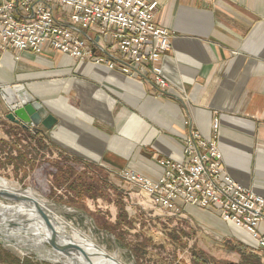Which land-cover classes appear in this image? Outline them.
I'll return each mask as SVG.
<instances>
[{
  "label": "crops",
  "instance_id": "0c3cea01",
  "mask_svg": "<svg viewBox=\"0 0 264 264\" xmlns=\"http://www.w3.org/2000/svg\"><path fill=\"white\" fill-rule=\"evenodd\" d=\"M148 1L159 3L155 25L172 33L161 62L169 88L158 90L149 73L130 78L53 51L0 48V91L24 86L58 121L51 131L15 125L6 119L0 93V144H10L12 157L17 148H31L45 161L76 157L110 174L127 192L134 189L119 177L122 171L158 181L159 160L182 161L191 130L210 138L219 118L227 173L264 198V0ZM182 208L180 216L201 215L235 229L257 257L255 239L217 211ZM259 229L264 234V222Z\"/></svg>",
  "mask_w": 264,
  "mask_h": 264
},
{
  "label": "built area",
  "instance_id": "2783aa9c",
  "mask_svg": "<svg viewBox=\"0 0 264 264\" xmlns=\"http://www.w3.org/2000/svg\"><path fill=\"white\" fill-rule=\"evenodd\" d=\"M158 8L157 1L148 0H0V48L35 54L53 51L79 62L105 64L130 78L149 73L163 92L169 83L161 62L171 50L172 33L155 25ZM219 131V118L213 121L210 138L191 130L182 161L159 160L163 174L158 181L130 171L119 177L175 216L183 214L182 205L217 211L224 222L255 239L264 254L259 229L264 198L227 173Z\"/></svg>",
  "mask_w": 264,
  "mask_h": 264
},
{
  "label": "rangeland",
  "instance_id": "374dc122",
  "mask_svg": "<svg viewBox=\"0 0 264 264\" xmlns=\"http://www.w3.org/2000/svg\"><path fill=\"white\" fill-rule=\"evenodd\" d=\"M29 144L27 142L23 146L27 147ZM12 145L14 148V144L11 143ZM21 149H15L13 155L16 157L20 151L23 152ZM30 150L31 148L27 151L30 152ZM0 152L3 161L10 156L6 149H0ZM4 166L0 163V179L6 181L9 188L12 187L11 189L21 196H28L27 193L29 194L30 191L35 193V197L45 203L55 218L91 238L101 249H105L107 258L114 257L121 264H196L197 257L209 261L210 264H244L246 260L254 258L253 249L245 245L243 237L235 229L221 226L201 215L175 216L160 209L138 189L122 191L124 207L134 223L132 230L126 235V246L122 247L109 232L98 230L94 221L95 216L112 223L116 221L119 213L116 201L119 198L112 189L106 193L109 194L107 201L99 199L84 202L86 210L94 215L92 217L69 205L68 198L63 193H56L62 200L51 195L52 176L50 174L53 172L46 163H41L35 170L23 166L17 173L13 166L7 168ZM107 176L113 184L111 175L107 174ZM111 183L109 186H112ZM0 203L5 206L20 204L9 197H0ZM20 216L16 217L11 213L5 217L14 226L8 227L11 232H5L12 238V240L6 238L5 241L11 240V242L0 243V264L11 262L14 264H62L40 259L31 246L25 243L36 242V237L40 240L42 235H35V237L31 230L39 226L38 221L25 215ZM66 230L71 233L70 228ZM14 242L17 244L20 242V244L16 245ZM47 242L42 243L48 249L54 250ZM137 250H139L138 254ZM1 252L5 253L9 260L7 263L2 261ZM133 252L136 253V258ZM256 252H258L257 257L264 260V254L259 250Z\"/></svg>",
  "mask_w": 264,
  "mask_h": 264
},
{
  "label": "trees",
  "instance_id": "16d2710c",
  "mask_svg": "<svg viewBox=\"0 0 264 264\" xmlns=\"http://www.w3.org/2000/svg\"><path fill=\"white\" fill-rule=\"evenodd\" d=\"M37 145L39 146V151L42 152L46 150L45 144L42 141H38ZM0 146V149L4 150L7 149L10 144L1 143ZM40 154L41 153L38 155V153L35 152L34 155H31L27 149H23V152L20 151L16 157L10 155L4 161L0 156V163L5 165L4 168L13 166L15 173L23 166L35 170L41 163H46L52 168L53 172L50 174L52 176L51 195L62 200L56 193H63L64 196L68 198L69 205L92 217H94V215L86 210L84 202L86 200L98 201L99 199L107 201L109 194L106 193L109 189H112L119 198L116 201V206L119 210L116 221L112 223L105 219H98L97 216L94 217V221L98 230L109 232L115 237L120 246H126V235L132 230L134 223L124 207L122 190L108 180L107 173L100 168L84 163L76 157L62 155L54 161H45V159L39 157ZM110 183L112 186H109ZM138 252L139 250H137V254ZM1 253L2 261L7 263L9 260L6 258L5 253ZM133 256L136 258V253L133 252ZM195 261L196 264H210L209 261L202 260L198 257ZM10 264L14 263L11 262ZM244 264H261V261L258 257L254 256L253 259L246 260Z\"/></svg>",
  "mask_w": 264,
  "mask_h": 264
},
{
  "label": "water",
  "instance_id": "95a60500",
  "mask_svg": "<svg viewBox=\"0 0 264 264\" xmlns=\"http://www.w3.org/2000/svg\"><path fill=\"white\" fill-rule=\"evenodd\" d=\"M1 95L8 108L6 119L11 123L21 126L24 129H29L30 127L38 129L43 127L49 131L55 130L58 122L57 119L49 114L48 110L40 102L36 101V99L27 92L24 86L7 87L1 90ZM0 197H9L20 203L15 206H5L0 203V237L9 236L12 240L9 233H5L7 231L11 232L8 227L14 226L11 221L5 218L7 215L13 213L16 217H19L25 212L35 213L38 219L43 223L45 230L50 234V239L47 243L54 250L61 251L65 254L70 251L75 253L78 252L84 257L86 264H91L86 254L79 247L62 244L57 236L55 217L47 207H45V210L37 204L33 206L31 204V202H33L31 199L26 196H21L14 191L9 192L0 190ZM0 243L5 244L4 242ZM109 259L116 261V259L111 256H109Z\"/></svg>",
  "mask_w": 264,
  "mask_h": 264
},
{
  "label": "bare ground",
  "instance_id": "6f19581e",
  "mask_svg": "<svg viewBox=\"0 0 264 264\" xmlns=\"http://www.w3.org/2000/svg\"><path fill=\"white\" fill-rule=\"evenodd\" d=\"M11 188H9L6 181H4L3 179H0V190H6L9 192L14 191L15 192V190H13ZM34 194L35 193L30 191L29 194L27 193L28 196H26V197H28L29 199H31L33 201V202H31V204L33 206H35V204H37L39 207L46 210L45 203L43 201L39 200L38 198H36ZM23 215L28 216L30 219H33V220H36L39 222V226H36L35 229H31V228H28V229L32 230L34 236L41 234L42 238L39 240L35 236L36 240H37L36 242H31V241L29 242L27 240H26L27 242H25V241L24 242L31 246L33 252L37 253V255L40 259L47 260V261H50L52 263L86 264L84 257L78 252L75 253V252L70 251L67 254H65V253H62L61 251H58V250H50L46 246H44L42 242L48 241L50 239V234L45 230L43 223L38 219V217L35 213L25 212L22 214V216ZM14 222H16V221H14ZM55 223H56L57 236L60 239V241L62 242V244L74 245L76 247H79L86 254V256L88 257L91 264H119L117 262V260L115 261V260H111V259L107 258L105 249L104 248L101 249L98 246V244H96L88 236L78 232V230H76V229L70 227L69 225L65 224L64 221H62L60 219L55 218ZM67 228H70L71 233H69L66 230ZM6 238H9V236L0 237V241L4 242ZM10 241L11 240H8V241L6 240L5 244H9ZM14 244L19 245L20 242L18 244L16 242H14ZM11 246H9V247H11Z\"/></svg>",
  "mask_w": 264,
  "mask_h": 264
}]
</instances>
